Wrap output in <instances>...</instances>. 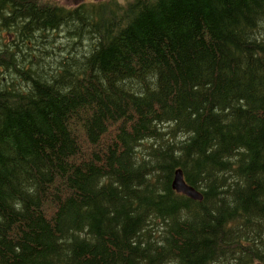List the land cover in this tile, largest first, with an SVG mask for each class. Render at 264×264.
I'll return each mask as SVG.
<instances>
[{
  "label": "trees",
  "instance_id": "1",
  "mask_svg": "<svg viewBox=\"0 0 264 264\" xmlns=\"http://www.w3.org/2000/svg\"><path fill=\"white\" fill-rule=\"evenodd\" d=\"M0 34V264H264V0H0Z\"/></svg>",
  "mask_w": 264,
  "mask_h": 264
},
{
  "label": "water",
  "instance_id": "2",
  "mask_svg": "<svg viewBox=\"0 0 264 264\" xmlns=\"http://www.w3.org/2000/svg\"><path fill=\"white\" fill-rule=\"evenodd\" d=\"M94 1H99V0H94ZM172 187L176 192L183 194L192 200L203 201V195L201 194V192H199L196 188L187 184V182L184 179L183 172L181 170L176 171Z\"/></svg>",
  "mask_w": 264,
  "mask_h": 264
},
{
  "label": "rangeland",
  "instance_id": "3",
  "mask_svg": "<svg viewBox=\"0 0 264 264\" xmlns=\"http://www.w3.org/2000/svg\"><path fill=\"white\" fill-rule=\"evenodd\" d=\"M44 1H46V2L49 3L50 5H71V6L76 5L74 0H72L71 2H70V1L67 2V0H44ZM105 1H107V0H105ZM120 1H122V2H126V1H128V0H120ZM80 2H81V1H80ZM80 2H78V3H80ZM1 33H2L3 36H4V37H3V36L0 34L3 38H8V37H9L8 35L10 34V32H8L7 30H6V31L3 30ZM57 40H58V41H57V44H55V45H56L55 48L53 47L52 44H51L50 47L48 48L49 52H51V55H52V54H55V52H58L56 48H59V50H62V49H63L62 47H65V45H66L67 42H68V40H67V38H66V33L62 31V32H61V37H58Z\"/></svg>",
  "mask_w": 264,
  "mask_h": 264
},
{
  "label": "flooded vegetation",
  "instance_id": "4",
  "mask_svg": "<svg viewBox=\"0 0 264 264\" xmlns=\"http://www.w3.org/2000/svg\"><path fill=\"white\" fill-rule=\"evenodd\" d=\"M68 1H72V0H67V2ZM75 1V4L77 5V4H79L78 2H80L81 0H74ZM62 6H66V7H71V5H62Z\"/></svg>",
  "mask_w": 264,
  "mask_h": 264
}]
</instances>
